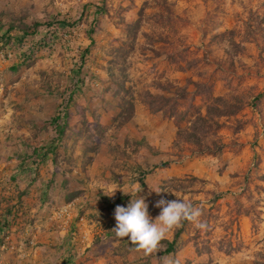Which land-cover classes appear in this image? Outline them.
I'll return each instance as SVG.
<instances>
[{
    "label": "rangeland",
    "instance_id": "374dc122",
    "mask_svg": "<svg viewBox=\"0 0 264 264\" xmlns=\"http://www.w3.org/2000/svg\"><path fill=\"white\" fill-rule=\"evenodd\" d=\"M9 26L0 264H157L112 232L137 184L153 221L163 197L208 225L184 221L157 258L264 264V0H0Z\"/></svg>",
    "mask_w": 264,
    "mask_h": 264
},
{
    "label": "clouds",
    "instance_id": "9594fccd",
    "mask_svg": "<svg viewBox=\"0 0 264 264\" xmlns=\"http://www.w3.org/2000/svg\"><path fill=\"white\" fill-rule=\"evenodd\" d=\"M117 190H113L111 196ZM142 191L140 184L133 187L130 194L135 198L131 200L127 208L117 206L115 209L116 225L112 229L119 239L129 238L133 250L142 253L144 257H152L157 264H179L178 258L159 257L168 236L175 230L182 227L183 222H190L196 229L205 231L208 225L201 220L202 209L185 202L183 199L166 200L163 197L155 203V207L160 209V214L155 219L149 215L148 204L144 198H137V194ZM158 196L166 192L160 188L151 189ZM125 194V193H124ZM109 196V197H111Z\"/></svg>",
    "mask_w": 264,
    "mask_h": 264
},
{
    "label": "trees",
    "instance_id": "16d2710c",
    "mask_svg": "<svg viewBox=\"0 0 264 264\" xmlns=\"http://www.w3.org/2000/svg\"><path fill=\"white\" fill-rule=\"evenodd\" d=\"M50 24H52V23H49V25ZM57 25L59 26V27H66V26H68L64 21H58L57 22ZM39 25L36 23V22H34V23H32L30 26H26V25H22V27H21V35L23 36V37H25V36H29V35H31V36H34V35H36L37 33H36V28L38 27ZM12 29V26H9V28L8 29H6L5 31H0V48H1V44H2V42L3 43H10V40H11V38L12 37H10V35H9V32H10V30ZM15 36V35H14ZM14 39H16L15 37H13ZM82 59V58H81ZM67 100H71V94H69L68 95V99ZM216 100H219L218 98H215V101ZM224 109H222V111L220 110L219 111V113H218V115L219 116H232V115H234V114H236L237 113V111L239 110V108H236V107H234V106H229V105H227L226 107H223ZM68 113V110H67V108L66 107H64L63 108V115H64V117H65V115ZM206 113H207V111H206ZM205 117L207 116V114L206 115H204ZM67 117V116H66ZM65 117V118H66ZM205 117H199L198 119L199 120H201L200 121V125H202V126H205L206 128H208V129H210L211 127H212V125L214 126V127H218V124L215 122V123H213V122H211V123H209L208 122V120L207 119H204ZM56 120H57V118H54V119H52V122H53V124H55V122H56ZM205 123V124H204ZM204 124V125H203ZM55 128H56V137H57V140H60V137L63 135V133H64V129L66 128V124H65V122H63V124L62 125H58V124H55V126H54ZM185 139H186V141H188V142H190V143H193V144H195V146H197V147H199V145H200V139H195L194 137H193V135H190L189 133H188V135H186L185 136ZM205 150H209V147L208 146H206L205 148H204ZM24 160H26V159H24ZM19 197V196H18ZM104 198V200H106L107 201V198H105V197H103ZM115 202H108V206H110V207H114L115 206ZM6 211H5V214L7 215V214H9L10 213V211H11V205H8V207H6ZM5 223L3 224V226H2V228L4 227V226H7V223H6V221H4ZM2 228H0V231H1V229ZM179 233H180V231L179 230H177L175 233H174V235H173V237H172V239L170 240V241H168V240H164V241H162V243L165 245V248H164V250L162 251V254H169V253H171V252H173L174 251V246H175V243H176V240H177V237H178V235H179ZM126 239H129V238H127L126 237Z\"/></svg>",
    "mask_w": 264,
    "mask_h": 264
}]
</instances>
